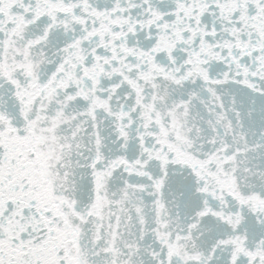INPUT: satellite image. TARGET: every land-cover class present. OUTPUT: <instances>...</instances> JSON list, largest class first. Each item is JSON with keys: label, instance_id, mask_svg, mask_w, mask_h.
I'll list each match as a JSON object with an SVG mask.
<instances>
[{"label": "snow or ice", "instance_id": "1", "mask_svg": "<svg viewBox=\"0 0 264 264\" xmlns=\"http://www.w3.org/2000/svg\"><path fill=\"white\" fill-rule=\"evenodd\" d=\"M0 264H264V0H0Z\"/></svg>", "mask_w": 264, "mask_h": 264}]
</instances>
